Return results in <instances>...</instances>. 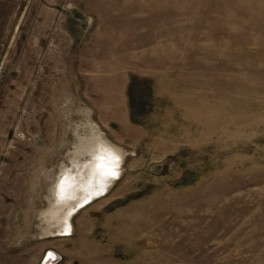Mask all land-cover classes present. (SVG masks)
I'll return each instance as SVG.
<instances>
[{"label":"rangeland","instance_id":"rangeland-1","mask_svg":"<svg viewBox=\"0 0 264 264\" xmlns=\"http://www.w3.org/2000/svg\"><path fill=\"white\" fill-rule=\"evenodd\" d=\"M0 264H264V0H0Z\"/></svg>","mask_w":264,"mask_h":264},{"label":"built area","instance_id":"built-area-1","mask_svg":"<svg viewBox=\"0 0 264 264\" xmlns=\"http://www.w3.org/2000/svg\"><path fill=\"white\" fill-rule=\"evenodd\" d=\"M48 259L55 261L56 259H58V257H57V255L55 253H51L50 252L48 254Z\"/></svg>","mask_w":264,"mask_h":264}]
</instances>
